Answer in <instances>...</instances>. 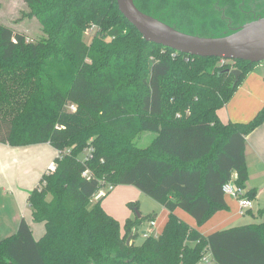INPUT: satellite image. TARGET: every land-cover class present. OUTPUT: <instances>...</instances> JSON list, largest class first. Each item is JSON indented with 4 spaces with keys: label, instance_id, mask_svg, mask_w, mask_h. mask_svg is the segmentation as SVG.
<instances>
[{
    "label": "trees",
    "instance_id": "trees-1",
    "mask_svg": "<svg viewBox=\"0 0 264 264\" xmlns=\"http://www.w3.org/2000/svg\"><path fill=\"white\" fill-rule=\"evenodd\" d=\"M23 1L44 35L30 39L0 23V142H47L58 154L27 198L43 235L34 239L21 218L0 240V264H264V220L203 235L175 214L181 208L202 225L227 209L222 186L229 180L241 196H256L246 188L245 137L264 121V105L245 122L217 114L256 63L231 65L146 41L116 0ZM133 1L192 33L172 22L177 12L164 10L178 0ZM233 68L241 70L235 84ZM144 131L154 136L140 146ZM119 184L167 209L160 233L134 242L155 212L127 218L122 233L101 205L111 189L91 204L101 187Z\"/></svg>",
    "mask_w": 264,
    "mask_h": 264
},
{
    "label": "crops",
    "instance_id": "crops-1",
    "mask_svg": "<svg viewBox=\"0 0 264 264\" xmlns=\"http://www.w3.org/2000/svg\"><path fill=\"white\" fill-rule=\"evenodd\" d=\"M260 67L264 68V61L256 63L245 73L232 97L218 109L217 114L223 122L248 121L264 105V69ZM245 140L248 170L246 188L255 187L257 190L256 196L249 198L252 200L250 208L241 214L238 198L225 194L227 209L218 210L200 226H197L195 222L189 223L187 216H180L175 209V214L179 218L195 227L203 235L223 229L222 227L227 225L234 226L242 221L250 223L253 220L257 222L264 220V121L248 133ZM57 154L58 150L47 142L17 146L0 142V240L16 231L21 218L30 225L34 239L38 240L43 235L44 224L32 219L27 198L41 175L52 168ZM250 162L255 166L258 182L252 181ZM101 195L103 194L95 195V198ZM243 197L248 198L244 195ZM162 208L159 216L148 222V228L141 230L142 236L146 231L155 235L161 232L168 216L167 209ZM245 213L249 220L244 217ZM240 215L244 216L238 217Z\"/></svg>",
    "mask_w": 264,
    "mask_h": 264
},
{
    "label": "rangeland",
    "instance_id": "rangeland-1",
    "mask_svg": "<svg viewBox=\"0 0 264 264\" xmlns=\"http://www.w3.org/2000/svg\"><path fill=\"white\" fill-rule=\"evenodd\" d=\"M174 1V0H173ZM176 1V0H175ZM187 1L193 0H178L176 4L171 5L170 7H166L164 10L170 12H177L176 17H171L172 22L176 21L182 22L184 25L183 28L190 30L195 34H205L207 36H218L223 35L227 32L232 31V29H226L222 24H220L219 20H215L214 17L216 14L211 13L210 11H203L200 9L199 5L189 4ZM259 1V0H258ZM252 3V2H251ZM257 5V4H255ZM264 15V11L261 13ZM260 14V15H261ZM260 15H250L249 18H257ZM254 18V19H255ZM253 20V19H252ZM244 21V20H243ZM241 23H246L245 21ZM250 21V20H249ZM248 22V21H247ZM0 23L6 26L11 27L12 29L23 33L28 38H37L39 36L44 35L41 29V25L37 18L30 11V8L26 5L23 0H0ZM242 25V24H241ZM92 37V31H86L83 33L82 38L86 43L90 42ZM231 60V59H229ZM263 62V61H260ZM259 62V63H260ZM231 64V62H230ZM260 69H264L260 67ZM154 136V133L151 132H141L138 138V144L140 146H145L148 144L150 139ZM88 148L85 149V154L88 152ZM252 181L258 182V175L255 170V166L252 162L249 163ZM102 190L104 193L109 191L108 186H103ZM96 195V194H95ZM93 195L91 199V204L94 203L97 199ZM129 202H137L138 207L135 209L130 205ZM101 205L104 210H107L110 214H112L119 222L120 230L124 232V223L127 218H135L136 216H146L152 212H155L154 219L159 216V212L162 206L150 196L141 192L135 185L131 184H119L114 186L107 194H105L101 198ZM177 213L181 216H187V221L191 224L196 223L195 219L185 210L181 208H176ZM245 215V216H244ZM244 215H240L238 217L244 216L249 220V217ZM240 222V220L238 221ZM257 222V221H252ZM250 222V223H252ZM247 221H242V223H236L234 226L246 224ZM148 220L145 219L138 226V234L134 238L135 244H139L143 241L144 237L142 236L141 230H146L148 228ZM231 225L224 226L222 228H229ZM205 228V227H204ZM155 229V227H154ZM154 232H156L154 230ZM155 234V233H154ZM207 256V255H205ZM197 264H206L204 259H201Z\"/></svg>",
    "mask_w": 264,
    "mask_h": 264
},
{
    "label": "water",
    "instance_id": "water-1",
    "mask_svg": "<svg viewBox=\"0 0 264 264\" xmlns=\"http://www.w3.org/2000/svg\"><path fill=\"white\" fill-rule=\"evenodd\" d=\"M119 11L137 29L144 40L163 47L202 57L240 59L251 63L264 61V16L250 20L232 31L218 36H202L179 30L159 18L147 14L133 0H116ZM233 84L241 70L233 68ZM131 234L126 243H130Z\"/></svg>",
    "mask_w": 264,
    "mask_h": 264
},
{
    "label": "flooded vegetation",
    "instance_id": "flooded-vegetation-1",
    "mask_svg": "<svg viewBox=\"0 0 264 264\" xmlns=\"http://www.w3.org/2000/svg\"><path fill=\"white\" fill-rule=\"evenodd\" d=\"M188 3L199 5L203 11L208 10L218 15L214 19H218L226 29L232 30L243 24V20L247 22L255 18H249L250 15H260L264 11V0H193Z\"/></svg>",
    "mask_w": 264,
    "mask_h": 264
},
{
    "label": "built area",
    "instance_id": "built-area-1",
    "mask_svg": "<svg viewBox=\"0 0 264 264\" xmlns=\"http://www.w3.org/2000/svg\"><path fill=\"white\" fill-rule=\"evenodd\" d=\"M94 28H95V25L94 24H91L89 26V28H88V31H93ZM221 62L222 63H228V64H230V62H231V65H233V62L234 61L232 59L229 60V59L222 58ZM68 108L70 110L74 111L75 110V105L71 103V104L68 105ZM88 149L89 150L86 153V155H87L86 157H88L90 155L91 148H88ZM108 189H112V186L109 185L108 186ZM222 191L226 195H231V196H234V197L238 198V200H239V212L241 214H243L246 209H248V208H250L252 206V200L249 199V198H246V197L241 196V192H239V190L234 185V183H233L232 180H229V181H227L226 183L223 184ZM95 194H96V196H98L100 194H104V191L102 190V187ZM143 236H147V234L144 232L143 233ZM204 261H205L206 264H210V262L208 261L207 258H204Z\"/></svg>",
    "mask_w": 264,
    "mask_h": 264
}]
</instances>
